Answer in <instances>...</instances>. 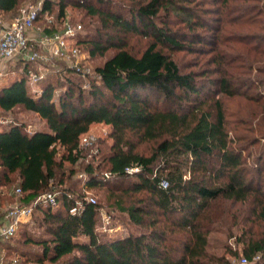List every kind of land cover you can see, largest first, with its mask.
<instances>
[{
    "label": "trees",
    "instance_id": "obj_1",
    "mask_svg": "<svg viewBox=\"0 0 264 264\" xmlns=\"http://www.w3.org/2000/svg\"><path fill=\"white\" fill-rule=\"evenodd\" d=\"M21 1L0 0V15L14 17ZM55 4L58 17L72 5L115 33L86 41L91 56L114 51L95 66L87 88L80 72L62 65L56 99L58 85L50 80L39 91L27 88L33 64L22 62L0 86L2 111L21 107L44 121L31 133L14 121L0 129V186L15 182L19 204L45 192L55 196L54 206H33L42 234H27L24 242L40 247L34 262L220 264L206 249L221 204L249 203L253 218L244 220L264 222V0H44L38 19ZM132 34L148 39L139 54L126 48ZM178 51L208 55L210 67L182 71L172 55ZM204 88L250 102L254 123L232 133L219 97L211 109L202 106ZM192 98L196 105L187 107ZM92 123L109 125L122 144L102 154L98 142L85 161L80 138ZM143 141L153 144L148 154L136 149ZM78 163L84 178L75 177ZM135 166L137 172L127 171ZM85 187L118 194L114 207L126 214L125 232L98 227L101 205L86 201ZM248 232L241 252L264 264V228Z\"/></svg>",
    "mask_w": 264,
    "mask_h": 264
},
{
    "label": "rangeland",
    "instance_id": "obj_2",
    "mask_svg": "<svg viewBox=\"0 0 264 264\" xmlns=\"http://www.w3.org/2000/svg\"><path fill=\"white\" fill-rule=\"evenodd\" d=\"M34 1L22 0L19 3V7L22 9L27 4ZM209 7L213 9L217 6ZM57 13L58 6L55 4L50 15L45 14L38 19L36 22V28H34V34L37 36L38 34H42L45 30H53V32L60 31L66 23L71 25L80 24L81 30L78 32L77 36L81 33L79 36L81 37L80 40H82V44L80 43L79 48L76 45L78 48L77 55L71 56L67 59L49 57L46 59H38L37 62H34L30 68L33 73L36 75H41L43 78L37 83H33L29 79L30 84H27V88L30 91H39L42 87V84L44 83V80L47 79L52 81L54 86L58 85L55 87V91L52 96L53 99H56L58 93H60L62 85H59V82L62 80L61 78L63 75V72H61V66L64 64L73 67V65L77 63L80 68V74L83 77L80 78L83 80V87L87 88L89 86V80L91 79V76L94 75L95 66L101 64L105 58L113 53L114 50H107L103 56H91L89 54L90 46L86 41L95 39L97 32H99L101 35H104L105 32L109 34L111 33V35L115 34L113 31H111V29H103L100 24V20L97 17L87 14L81 8L67 4L64 9L63 17H58ZM212 17H215V15L212 14ZM147 43V38L137 36L136 34L129 35L125 38L126 48L135 54H139ZM235 44L236 46L240 45L239 43ZM43 55L44 54H42V56ZM172 55L178 62V65L182 71H199L201 69L210 67L208 64H206L208 55H200L198 53L188 51H178L174 52ZM54 59L60 61H55ZM23 66L24 64H22V62L16 61L8 64L9 68H14V73L8 72L4 78L0 79V86L13 78L16 73H20V70L23 68ZM201 79L204 80V78ZM201 94L202 96L199 97V100L202 102V106L208 109L212 108L214 99L218 97L220 98L225 117L229 122V127L232 129V133L241 134V129L244 127H250V125H248L250 123L248 122L252 118V114L255 110V106H253L250 102L246 101L242 97H220L215 93L214 88H210L209 90L204 88ZM196 101H194V98H192V101H188L189 104L187 103L186 106L192 107L196 105ZM3 119L8 120V122L14 121L19 124L22 123L24 125V130L27 133H31L36 129H41L44 126V121L36 113L26 111L21 107H16L12 111L7 112L0 109V129L4 128L8 124V122H3ZM241 121H244V123L241 124ZM254 121L255 120L250 122L254 123ZM83 137H92L94 139L92 145H84ZM130 139L132 141H136L135 137L130 136ZM98 142L101 147L102 154L107 153L109 146L122 144L121 141H118L111 136V127L109 125H105L103 123H92L89 126L88 131L80 138V145L85 149V152L88 155L85 161L89 159V155L92 154L91 152H95ZM152 145L153 144L151 141H143L137 143L136 149L140 153L148 154L152 149ZM252 153L253 155L247 160V164L249 165L253 163L252 157H254L255 154L254 152ZM262 162L263 161L260 160V163ZM64 164L65 168H69L67 163ZM82 166L83 165L81 163H78L72 167L77 171V176L75 177H85L81 170ZM16 188L15 182H13L9 187L0 186V212L4 213V211L9 209L11 206L19 204L17 199L20 197V194H17L15 191ZM83 190L86 196H93L95 200L101 205L99 208L98 224L100 229L107 230L108 232L126 231V214L114 207L115 198L118 194L113 195L106 188L85 187ZM126 203H128V200ZM250 209L249 203L232 204L228 202L219 206L216 226L208 236V244L206 249L207 254L214 256L218 263L241 264V258L245 257L241 252V248L243 247L242 240L245 239L244 236L249 234V229L254 232L260 228H264V222L249 221L251 218H253L251 216ZM234 215H237L238 218H234ZM106 216L109 217L108 224H104V217ZM244 217L249 218V220L246 222ZM239 218H241L240 220L244 225L239 221ZM27 234L32 236L42 234V230L37 226V222L33 216L31 217L30 221H28V223L25 222L22 227L17 230V233L12 238L0 243V253L2 254L4 262H12L14 264H38L37 262H34V259L41 253L40 247L25 243L24 239L25 235ZM233 253L236 254L233 255ZM258 260H255L254 258L252 260L247 259V264H262ZM42 264H47V262Z\"/></svg>",
    "mask_w": 264,
    "mask_h": 264
},
{
    "label": "built area",
    "instance_id": "obj_3",
    "mask_svg": "<svg viewBox=\"0 0 264 264\" xmlns=\"http://www.w3.org/2000/svg\"><path fill=\"white\" fill-rule=\"evenodd\" d=\"M43 1L35 0L27 4L6 24H3L0 20V79L6 76V68L13 61L31 65L41 58L67 59L77 55L76 38L81 30L80 24L71 25L66 23L60 31H54L49 35L38 34L36 36L34 34L35 23L43 8ZM42 54L44 55L42 56ZM73 67L80 72L77 63ZM27 71L33 83H37L43 78L41 75L33 73L31 68H28ZM2 121L8 122L5 119ZM93 140L92 137H83L84 145H92ZM138 170L139 168L136 166L127 169L130 173ZM15 191L17 194L21 193L18 187ZM85 199L90 203L96 202L93 196H86ZM81 202V200L76 201V205L70 209V212L74 213ZM37 203L54 206L56 205L55 196L52 192H45L38 195L30 204H15L4 211L0 218V242L13 237L17 233L20 224L30 221L33 214V206ZM108 223L109 217L106 216L104 217V224ZM254 259L258 260L259 256H255ZM247 262L245 257L240 260L241 264H247ZM0 264H4L1 253Z\"/></svg>",
    "mask_w": 264,
    "mask_h": 264
},
{
    "label": "crops",
    "instance_id": "obj_4",
    "mask_svg": "<svg viewBox=\"0 0 264 264\" xmlns=\"http://www.w3.org/2000/svg\"><path fill=\"white\" fill-rule=\"evenodd\" d=\"M11 18L5 17V15H0V20L3 24H6Z\"/></svg>",
    "mask_w": 264,
    "mask_h": 264
}]
</instances>
